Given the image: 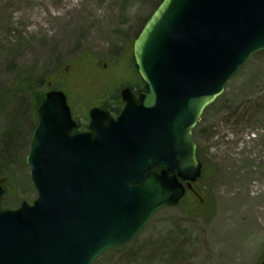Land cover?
Returning a JSON list of instances; mask_svg holds the SVG:
<instances>
[{"label": "water", "instance_id": "95a60500", "mask_svg": "<svg viewBox=\"0 0 264 264\" xmlns=\"http://www.w3.org/2000/svg\"><path fill=\"white\" fill-rule=\"evenodd\" d=\"M262 50L264 0H162L134 42L149 86L139 103L127 99L116 120L94 108V133L71 134L65 93L49 91L26 157L38 197L0 209V264H93L131 242L179 202L180 178L201 175L192 131ZM153 165L161 173L148 174Z\"/></svg>", "mask_w": 264, "mask_h": 264}, {"label": "rangeland", "instance_id": "374dc122", "mask_svg": "<svg viewBox=\"0 0 264 264\" xmlns=\"http://www.w3.org/2000/svg\"><path fill=\"white\" fill-rule=\"evenodd\" d=\"M160 1L88 0L65 15L68 25L53 18L39 29L34 17L22 14L28 0H0V181L8 186L2 208L32 203L38 195L26 163L35 127L33 91H74L86 70L97 71L89 55L108 62L125 36L133 43ZM67 68L71 78L61 75ZM27 81L26 92L20 87ZM85 101H91L87 94ZM194 138L203 173L193 190L178 205L159 210L131 243L105 251L94 264L256 262L264 246V51L229 80ZM245 179L256 186L248 195L241 192Z\"/></svg>", "mask_w": 264, "mask_h": 264}, {"label": "flooded vegetation", "instance_id": "af4514ba", "mask_svg": "<svg viewBox=\"0 0 264 264\" xmlns=\"http://www.w3.org/2000/svg\"><path fill=\"white\" fill-rule=\"evenodd\" d=\"M89 58L97 65V71L86 70L82 74L85 80L78 82L76 85L78 87L74 91L62 88L67 95L72 116L76 121V127L73 128L72 133L91 131V110L93 108H100L116 119L127 104L128 97H133L139 102L142 93L149 91L147 83L139 72L133 52V43L128 35L125 36L123 48L112 54L108 62H99L90 55ZM61 75L71 78L73 74L69 73L68 68V72L61 73ZM85 94L91 100L89 103L85 101ZM149 172L160 173V169L153 166ZM184 184L187 185V182ZM262 251L254 264H264V246Z\"/></svg>", "mask_w": 264, "mask_h": 264}, {"label": "bare ground", "instance_id": "6f19581e", "mask_svg": "<svg viewBox=\"0 0 264 264\" xmlns=\"http://www.w3.org/2000/svg\"><path fill=\"white\" fill-rule=\"evenodd\" d=\"M56 1L55 3H52ZM88 0H28V2H23L21 8L23 11V15H31L33 18V22L36 25V28L44 29L43 22L48 19L56 18L58 22H60V26L68 25L70 22L65 18L67 13H74L79 11L81 8L84 7L85 3ZM53 5H57V7L61 8V13L53 14L50 11V8ZM16 6V5H15ZM73 25L77 24V21L72 23ZM254 183H250L248 179H245L241 192L243 195H248L250 190H255ZM255 196V194H253ZM258 214L257 211H255Z\"/></svg>", "mask_w": 264, "mask_h": 264}, {"label": "trees", "instance_id": "16d2710c", "mask_svg": "<svg viewBox=\"0 0 264 264\" xmlns=\"http://www.w3.org/2000/svg\"><path fill=\"white\" fill-rule=\"evenodd\" d=\"M22 90H25L26 92L27 91H30L31 89V85H30V81H27V83L25 85H21L20 87ZM45 98V93H42L41 91L35 89L32 93V101H33V105H34V108L37 109L40 104L43 102ZM12 150V146H10L9 144L7 145V150Z\"/></svg>", "mask_w": 264, "mask_h": 264}]
</instances>
